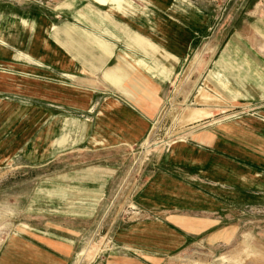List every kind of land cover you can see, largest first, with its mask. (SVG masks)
I'll use <instances>...</instances> for the list:
<instances>
[{"label":"rangeland","instance_id":"374dc122","mask_svg":"<svg viewBox=\"0 0 264 264\" xmlns=\"http://www.w3.org/2000/svg\"><path fill=\"white\" fill-rule=\"evenodd\" d=\"M179 1L204 14L191 54L168 86L142 141L103 149L90 147L86 139L91 101L83 107L84 100L59 97V85L74 89L80 77L82 87L91 89V74H77V80L62 76L66 71L42 63L25 43H12L4 27L14 23L25 40V26L34 22L52 43L56 31L51 26L58 28L59 39H65L59 34L68 29L80 40L75 29L87 26L75 19V9L89 6L112 20H138L139 7L147 0H126L127 15L111 7L113 3L96 0H0V73L11 80L0 83V109L8 108L0 110V253L12 237L52 233L70 241L66 264H264V141L242 128L250 129L251 122L264 138V25L254 27L264 21V0ZM234 37L258 55L254 98L231 99L206 79ZM54 46L70 51L64 44ZM44 86L52 88L50 97H43ZM200 93L214 102H199ZM194 108H206L210 116L182 123V114ZM64 119L81 122L82 131L73 132L75 139L59 152L36 159L39 154L29 153L34 142L43 136L42 147L51 151L49 143L60 133L56 124ZM203 131L224 147L192 138ZM242 133L253 142L238 137ZM178 141L220 160L223 167L239 166L237 174L226 178L222 170L214 179L207 175L210 161L168 162L170 144ZM96 168L105 176L98 193L91 190L96 182L78 178ZM160 178L208 203L149 205L143 195ZM81 199H87L85 204Z\"/></svg>","mask_w":264,"mask_h":264},{"label":"crops","instance_id":"0c3cea01","mask_svg":"<svg viewBox=\"0 0 264 264\" xmlns=\"http://www.w3.org/2000/svg\"><path fill=\"white\" fill-rule=\"evenodd\" d=\"M96 1L101 4L113 3L111 7L123 11L124 14L127 13L129 4H126V0ZM139 8L142 11L138 20L129 16H119L121 22L97 12L93 7L75 9V19L87 26V28L75 29V35L77 38L79 36L80 40L76 39L74 33L72 34L68 29H65L63 34H59L65 39H59L58 28L51 26L56 31L52 43L44 37L41 27L34 22L31 23L32 26L26 24L25 40L18 36L17 26L14 23L4 27V33H8L6 36H11L12 43H25L32 56H37L43 61L42 63L52 64L62 72L66 71L62 76L77 80V74L83 75L88 72L91 74V80L95 81L91 89L82 87L83 78L80 77L78 82L80 86L76 85L74 89L59 85V97L69 98L70 102L77 101V103V98L84 100V103L80 104L83 107L91 101L89 122L84 123V126L87 131L86 139L89 140L88 145L92 148L127 147L142 141L167 97L168 86L191 54L196 35L201 32L204 23V14L196 12L179 0H147V5ZM114 15L118 16L115 13ZM262 25L264 21L260 20L254 27L260 30L259 27ZM54 44L61 47L64 44L71 52L66 54L67 50L62 52ZM219 57L215 69L206 76V79L215 83L218 90L231 99L254 98V88H256L254 60L258 59V55L247 44L240 43L239 37H234L225 44ZM5 80L8 81L4 83L5 85L11 83L10 78L0 73V83ZM51 90L50 86H44L43 97H50ZM134 91H138V94L135 95ZM201 109L207 114L197 116L198 118L193 121L199 120V117L201 119L210 116L206 108ZM6 110L8 108L4 107L1 111ZM248 124L252 126L250 129L242 128L256 136L258 140L264 141L262 135H257L260 130H254L253 123ZM56 125L60 133L49 143L48 149L51 148V151L42 147L46 140L43 136L34 142L33 148L30 147V154H39L36 159H44L59 152L65 144L75 139L72 137L73 132L78 133L83 129L81 122L68 119ZM246 136L242 133L238 137L253 142L252 138L248 137V139ZM192 138L205 145L224 147L221 143L215 142L213 134L207 131L192 134ZM144 140L148 145L147 140ZM179 142L181 141L171 143L172 147L169 145L171 148L167 154L168 162L189 163L184 161L192 159L199 162L210 161L211 170L207 175L214 179L221 177L222 170L226 171L224 173L226 178L237 174L239 166L223 167L220 160L214 157L208 158L202 151H196L194 147ZM103 173L96 168L84 171L78 178L96 182L97 186L91 190L97 192V189H100V192L101 185L98 183L105 179ZM143 197L142 199L151 206H202L208 203L203 196L165 178H160L154 187L147 188ZM85 200L81 199V204H85ZM149 232L157 233L156 230ZM70 248L68 239L52 233L33 234L27 239L12 237L0 253V264H66L67 252Z\"/></svg>","mask_w":264,"mask_h":264},{"label":"bare ground","instance_id":"6f19581e","mask_svg":"<svg viewBox=\"0 0 264 264\" xmlns=\"http://www.w3.org/2000/svg\"><path fill=\"white\" fill-rule=\"evenodd\" d=\"M198 98H199V102H202V103H207V102H214V99L208 95H206L205 93H200L198 95ZM211 104V103H210ZM206 115L207 112L201 108H194V109H191V110H186L182 116H181V122H189L190 120H194V119H197L198 117L197 116H202V115ZM200 119V117H199ZM191 122V121H190ZM96 247V246H94ZM92 250H94L95 248H90Z\"/></svg>","mask_w":264,"mask_h":264}]
</instances>
